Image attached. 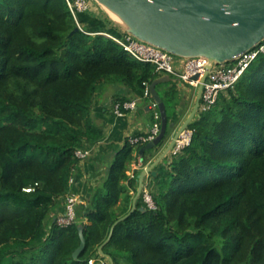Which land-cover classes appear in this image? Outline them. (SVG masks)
Returning a JSON list of instances; mask_svg holds the SVG:
<instances>
[{
    "label": "trees",
    "instance_id": "obj_1",
    "mask_svg": "<svg viewBox=\"0 0 264 264\" xmlns=\"http://www.w3.org/2000/svg\"><path fill=\"white\" fill-rule=\"evenodd\" d=\"M103 31L121 34L110 18H76L67 0H0V264L100 257L132 208L141 172L133 164L156 156L159 147L141 159L144 144L126 140L75 221L56 223L81 163L75 151L105 136L94 116L105 83L124 84L130 95L117 101H125L161 76ZM166 84L164 141L179 120V90L172 81L157 89ZM199 114L188 126L190 144L155 168L157 209L141 195L104 247L115 264H264V52ZM79 224L87 242L75 259Z\"/></svg>",
    "mask_w": 264,
    "mask_h": 264
},
{
    "label": "water",
    "instance_id": "obj_2",
    "mask_svg": "<svg viewBox=\"0 0 264 264\" xmlns=\"http://www.w3.org/2000/svg\"><path fill=\"white\" fill-rule=\"evenodd\" d=\"M96 2L108 15L110 14L112 21L123 31L138 40L181 58L206 57L210 61L206 73L200 77L196 100L190 114L175 130L167 147L149 165L142 168L131 210L114 223L108 238L99 246L100 255L115 264L112 256L104 251V247L111 240L116 226L136 210L146 179L150 175H157L155 168L168 158L180 135L194 118L200 115L203 85L213 63L231 62L264 41V0H96ZM78 30L80 27L75 29ZM171 79L170 75H162L149 86L161 113V128L155 139L140 148L141 159L147 150L157 149L164 142L168 115L165 101L157 85ZM193 79H199V74L194 75ZM78 228L81 243L74 251L75 259H78L85 250L87 242L84 225L79 224Z\"/></svg>",
    "mask_w": 264,
    "mask_h": 264
},
{
    "label": "built area",
    "instance_id": "obj_3",
    "mask_svg": "<svg viewBox=\"0 0 264 264\" xmlns=\"http://www.w3.org/2000/svg\"><path fill=\"white\" fill-rule=\"evenodd\" d=\"M73 14L77 18L79 12H85L90 9L91 0H67ZM113 25L121 32L120 35L99 32L109 38L114 39L118 44L124 47L133 57L141 62H149L156 66V71L161 75H170L174 78L189 84L198 89L200 83V77L204 75L210 64V61L206 57L196 58H181L174 54L169 53L157 46L138 40L131 34L123 31L114 21ZM81 29V26H80ZM264 52V43L257 45L248 52L236 57L235 60L223 64L213 63L212 69L209 71L206 80L203 85V92L201 96V102L199 111L210 110L217 102L219 95L222 92L234 87L239 79L245 74L250 64L257 58V56ZM199 74V79H193V76ZM145 84V91L143 97L129 99L125 101H117L114 103V113L118 117L126 116L128 112L136 111L138 108V102L140 99L148 98V106L154 111V122L152 128L142 134L129 135L127 140L130 143H141L146 144L149 141L155 139L159 134L161 128V113L159 111L158 103L153 99L150 84ZM193 131L187 128L179 137L176 144L174 145L171 155L181 152L187 145L190 144L192 139ZM100 142L95 145L78 148L75 151L76 157L79 158L80 162L85 161L92 156L97 150V146ZM133 175V173H130ZM146 181H149L148 178ZM142 192L144 203L150 209H157V205L154 199V195L150 190V184L146 186ZM70 182L74 184V177L70 179ZM34 187L25 188L26 191H32ZM79 204L78 196L74 193L67 194L65 198V207L62 212L56 214L55 221L59 226L71 225L76 219V209ZM88 264H112L111 261L104 256L91 257L88 260Z\"/></svg>",
    "mask_w": 264,
    "mask_h": 264
},
{
    "label": "crops",
    "instance_id": "obj_4",
    "mask_svg": "<svg viewBox=\"0 0 264 264\" xmlns=\"http://www.w3.org/2000/svg\"><path fill=\"white\" fill-rule=\"evenodd\" d=\"M87 13H89L92 19H99L103 22H106L109 18L105 9H101L100 11L98 5H91ZM171 81L176 84L179 93L182 95V103L177 110L175 118L176 120L182 119L183 117L186 118L193 108L191 107L190 95L192 92L196 91V88L174 77H172ZM119 94H121V97L124 95L129 96L130 92L126 90L124 85H121ZM101 96L102 94L99 92L95 99L94 116L95 121L103 127L105 136L99 141L100 143L95 153L85 161H82L74 172L75 182L71 193L78 196L79 204L85 203L90 198L94 188L106 176L110 161L123 147L127 137L129 135L145 133L149 131L153 125V111L144 103L143 99L139 100L136 111L128 112L126 116L118 117L113 110V104L117 101L115 96L112 94L108 101L102 100ZM134 98L139 97L136 96L131 99ZM149 112L152 113L151 117H149L151 118L150 123L148 122ZM170 140H165V143L157 149V152H162L167 147ZM167 159H169V157ZM142 168L141 164H133V169H139L141 171ZM152 176L153 175H150L148 180H151ZM64 207L65 199H62L61 205L58 207L57 211L62 212Z\"/></svg>",
    "mask_w": 264,
    "mask_h": 264
},
{
    "label": "rangeland",
    "instance_id": "obj_5",
    "mask_svg": "<svg viewBox=\"0 0 264 264\" xmlns=\"http://www.w3.org/2000/svg\"><path fill=\"white\" fill-rule=\"evenodd\" d=\"M91 5H98V9L100 8V11H101V9H104V8H101L102 6H100V4H98L97 2H96V0H91ZM106 11V10H105ZM112 17V16H111ZM109 18H110V14H109ZM111 20H112V18H110ZM114 19V18H113ZM170 82V81H169ZM169 82H166V83H169ZM121 85H124V84H122V83H112V82H106L105 83V85H104V87H103V89H102V91H101V94H102V100H104V101H108L111 97V95L113 94L114 96H115V99L117 100V98L118 97H121V94H119V92H120V88H121ZM168 87V85L166 84V85H164V86H162L161 88H160V94H164L165 93V91H166V88ZM197 91H198V89H196V91L195 92H192V94L190 95V100H191V107H193L194 106V103H195V100H196V96H197ZM176 97H177V99H178V105L180 106L181 105V100H182V95L179 93H177L176 94ZM181 97V98H180ZM148 101H149V99H148ZM113 107H114V104H113ZM178 108V107H177ZM176 108V109H177ZM178 110V109H177ZM170 111V110H169ZM171 112V111H170ZM177 112V111H176ZM151 112H149V115H148V122L150 123L151 122V118H149V117H151ZM153 115H154V111H153ZM185 120V118L183 117L182 119H179L178 120V122H176L175 123V125H174V130H173V132H172V134L166 139V140H170L171 138H172V136H173V134H174V132H175V130L176 129H178V127L182 124V122ZM153 122H154V116H153ZM163 143H165V141L163 142ZM163 143L159 146V147H161L162 145H163ZM161 153V151L160 152H157L156 153V156L154 157V159L159 155ZM169 157V159H170V157H171V154L168 156ZM149 182H151V184H150V190H151V192L155 195L156 193H157V187L155 186V176H152V178H151V180H149V181H146V186L148 185V183ZM149 186V185H148ZM127 259L125 258V261L123 260V262H124V264H130L129 262H128V260L126 261Z\"/></svg>",
    "mask_w": 264,
    "mask_h": 264
},
{
    "label": "bare ground",
    "instance_id": "obj_6",
    "mask_svg": "<svg viewBox=\"0 0 264 264\" xmlns=\"http://www.w3.org/2000/svg\"><path fill=\"white\" fill-rule=\"evenodd\" d=\"M117 20H119V18L117 17V16H115V15H113Z\"/></svg>",
    "mask_w": 264,
    "mask_h": 264
}]
</instances>
